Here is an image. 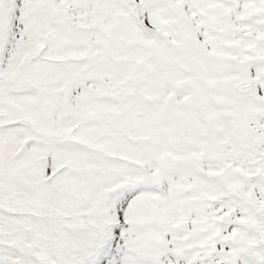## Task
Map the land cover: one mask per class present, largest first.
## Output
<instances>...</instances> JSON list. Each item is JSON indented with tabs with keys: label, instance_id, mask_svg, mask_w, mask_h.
I'll list each match as a JSON object with an SVG mask.
<instances>
[{
	"label": "snow or ice",
	"instance_id": "6c2138e0",
	"mask_svg": "<svg viewBox=\"0 0 264 264\" xmlns=\"http://www.w3.org/2000/svg\"><path fill=\"white\" fill-rule=\"evenodd\" d=\"M0 264H264V0H0Z\"/></svg>",
	"mask_w": 264,
	"mask_h": 264
}]
</instances>
